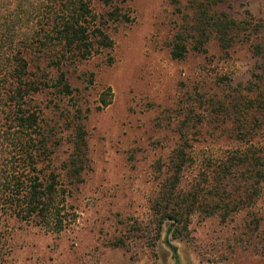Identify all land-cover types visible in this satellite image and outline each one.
I'll return each instance as SVG.
<instances>
[{
    "label": "trees",
    "instance_id": "1",
    "mask_svg": "<svg viewBox=\"0 0 264 264\" xmlns=\"http://www.w3.org/2000/svg\"><path fill=\"white\" fill-rule=\"evenodd\" d=\"M237 1L171 0L173 60L206 54L215 42L224 55L248 47L259 67L247 87L220 99L199 96L198 107L181 109L180 137L155 168L146 226H131L133 233H149L153 245L163 232L188 239L195 217L227 224L243 213L235 245L264 256V219L256 211L264 188V10L259 17L241 12ZM131 21L129 0H0V219L65 229L68 198L90 166L86 120L111 105L113 92L107 88L98 105L87 106L64 69L113 49L111 33ZM67 98L73 102L65 107ZM204 126L222 137H199ZM220 140L232 146L199 159L196 146ZM64 146L67 156L59 161ZM111 244L126 247L127 240Z\"/></svg>",
    "mask_w": 264,
    "mask_h": 264
},
{
    "label": "rangeland",
    "instance_id": "2",
    "mask_svg": "<svg viewBox=\"0 0 264 264\" xmlns=\"http://www.w3.org/2000/svg\"><path fill=\"white\" fill-rule=\"evenodd\" d=\"M129 6L132 21L111 33L113 49L64 69L87 106L98 105L107 88L113 92L111 105L92 111L86 120L90 166L68 198L66 227L56 233L1 218L8 255L0 264H264V256L235 245L243 213L227 224L218 217H195L188 239L163 232L154 245L149 233L131 231L136 222L146 226L149 200L156 192L155 168L180 137L181 109L198 107L196 97L220 99L230 89L247 87L259 63L246 46L224 55L215 42L206 54L173 60L167 48L176 20L171 0H129ZM235 6L259 17L264 0H238ZM71 102L64 99L63 106ZM201 130L199 137L223 135L209 126ZM230 145L207 142L195 151L202 160ZM67 150L61 149L59 161ZM256 211L264 219V188ZM119 237L127 240L126 247L111 244Z\"/></svg>",
    "mask_w": 264,
    "mask_h": 264
}]
</instances>
